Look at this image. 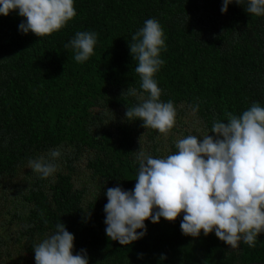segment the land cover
<instances>
[{"label": "trees", "instance_id": "16d2710c", "mask_svg": "<svg viewBox=\"0 0 264 264\" xmlns=\"http://www.w3.org/2000/svg\"><path fill=\"white\" fill-rule=\"evenodd\" d=\"M222 5L223 0H74L76 16L41 38L19 29L26 18L18 10L0 15V181L18 178L30 159L69 149L77 161L87 159L92 179L104 190L87 200L88 187L76 185L72 164L51 178L36 176L23 195L27 211L21 217L34 259L6 264H35L33 247L58 223L74 235L73 254L85 250L89 264L264 263V232L255 248L241 241L233 249L215 231L184 235L183 213L171 222L146 220V234L128 245L105 231L106 192L134 189L136 152L166 157L158 130L125 115L140 100L124 92L141 91L129 44L147 19L158 20L164 31L165 63L153 77L161 101L192 112L212 136L214 121L227 122V113L242 115L253 103L264 107V16L247 13V0H233L226 13ZM80 31L97 34L94 53L83 63L65 48Z\"/></svg>", "mask_w": 264, "mask_h": 264}, {"label": "clouds", "instance_id": "9594fccd", "mask_svg": "<svg viewBox=\"0 0 264 264\" xmlns=\"http://www.w3.org/2000/svg\"><path fill=\"white\" fill-rule=\"evenodd\" d=\"M232 2L223 0L221 12L226 13ZM14 10L26 18L19 29L40 38L59 31L76 16L74 0H0V15ZM245 10L264 16V0H247ZM131 39L141 91L129 87L124 92L140 100L127 107L126 118L142 120L145 129L167 134L175 126L177 112L171 100H160L161 89L153 78L165 63L160 58L164 31L158 20L150 18ZM96 43L95 32L80 31L65 48L74 49L75 61L83 63L93 55ZM192 110L197 111L198 105ZM226 115L227 122L214 121L211 133L215 136L179 139L175 154L153 158L141 148L136 152L139 167L134 189L117 186L106 192L105 231L111 240L128 245L146 234V220L158 223L163 217L171 222L183 213L184 235L198 237L203 231L207 236L215 231L233 249L241 241L255 248L258 235L264 232V107L253 103L242 115ZM61 155L60 149L50 150L49 159H30L29 167L46 179L57 171L54 161ZM73 242L74 235L58 223L54 233L33 247L35 264H89L85 250L73 254Z\"/></svg>", "mask_w": 264, "mask_h": 264}, {"label": "rangeland", "instance_id": "374dc122", "mask_svg": "<svg viewBox=\"0 0 264 264\" xmlns=\"http://www.w3.org/2000/svg\"><path fill=\"white\" fill-rule=\"evenodd\" d=\"M176 112L175 128H172L167 134L159 133L156 135V141L162 143L164 156L176 153L172 144L175 146L176 141L179 139L188 135H197L198 137L205 135L192 112L183 113L182 110ZM179 115L182 122L178 121ZM148 142L147 136L143 134L142 147L144 150H147ZM61 152L62 155L54 161L58 165L55 173L68 170V167L72 164L76 169V185L78 187H88L87 200L104 192L101 189V183L92 179L91 172L87 169L86 158L77 161L71 150L66 149ZM36 176H39V174L32 172L30 167H27L18 178L0 181V263L2 264L12 261L30 263L34 259L33 253H29L27 239L23 237L24 229L21 217L27 211L23 195L37 181Z\"/></svg>", "mask_w": 264, "mask_h": 264}, {"label": "water", "instance_id": "95a60500", "mask_svg": "<svg viewBox=\"0 0 264 264\" xmlns=\"http://www.w3.org/2000/svg\"><path fill=\"white\" fill-rule=\"evenodd\" d=\"M252 264H264V263H252Z\"/></svg>", "mask_w": 264, "mask_h": 264}]
</instances>
